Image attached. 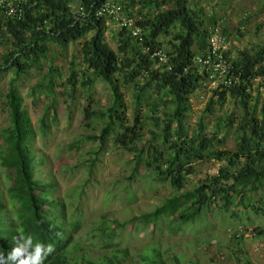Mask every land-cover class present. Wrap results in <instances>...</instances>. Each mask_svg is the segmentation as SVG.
Returning a JSON list of instances; mask_svg holds the SVG:
<instances>
[{
  "label": "trees",
  "instance_id": "1",
  "mask_svg": "<svg viewBox=\"0 0 264 264\" xmlns=\"http://www.w3.org/2000/svg\"><path fill=\"white\" fill-rule=\"evenodd\" d=\"M105 1L82 0L85 14L81 17L77 14L76 0H28L23 21L0 19V48L7 50L4 55L0 52V77L15 73L5 96L10 127L0 133L4 144L0 167L14 179L5 194L0 192V252L5 257L15 247V238L30 233L35 241L53 246L44 264H182L179 258L168 259L157 249L136 255L115 242L116 228L126 229L132 223L157 225L170 217L180 226H186L199 221L213 200H222L228 210L239 196L245 200L248 193L264 190V102L252 95L256 80L264 81V47L255 53L239 52L230 59L239 83L234 88L214 89L209 101V111L217 103L224 106L228 95L238 102L241 115L236 120L237 144L234 150L228 151L222 131L236 124L234 118L221 120L212 134H207L202 124L190 131L185 121L192 96L209 83L208 74L194 66L210 46L211 31L202 12L191 7V0H140L138 3L131 0V6L126 2V14L131 18L132 9L141 6L139 13L143 20L138 25L144 30V42H137L129 30L119 29L118 51H115L106 42L108 21L96 17ZM146 10L148 17L144 15ZM215 23L212 18L213 28ZM175 28L179 31L167 52L172 66L169 71L165 65L158 67L144 48L163 50L161 36L171 35ZM52 42L64 50L80 43V69L74 65L66 77L52 62L48 71H43ZM30 70L42 74L35 89L46 91L52 98L48 112L56 104V89L63 85L60 82L64 78L72 93L80 86L91 91L99 80L107 84L112 101L107 108L94 111L104 127L100 136L93 139L105 144L118 133L116 144L134 154L137 166L144 164L143 168L156 182L170 185L176 192L152 213L126 223L115 221L114 229L99 227L95 239L91 240L93 246L107 242L103 245L107 252L99 257L76 239L75 233L81 230L82 222L67 223L66 204L53 196L55 184L44 183L36 177V157L31 148L34 128L24 109V98L17 90V83ZM123 88L135 90L137 117L131 125L126 123L129 108ZM151 91L163 96L147 97ZM47 114L41 119L43 133L47 131ZM90 114L86 109L85 117L90 118ZM148 122H155L161 128L162 133L156 138L162 144L153 146L146 154L139 152L136 140L140 136L137 128L142 129ZM213 161L223 164L219 174L206 179L194 191H186L195 166ZM7 199L19 206L16 218L7 208ZM260 236H264L262 231Z\"/></svg>",
  "mask_w": 264,
  "mask_h": 264
},
{
  "label": "rangeland",
  "instance_id": "2",
  "mask_svg": "<svg viewBox=\"0 0 264 264\" xmlns=\"http://www.w3.org/2000/svg\"><path fill=\"white\" fill-rule=\"evenodd\" d=\"M134 1L138 3L140 0ZM127 4L131 6V0H127ZM191 7L202 12L210 31L213 29L210 24L212 18L215 25L222 27L233 57L242 51L255 53L264 47V0H191ZM140 9L139 5L132 9V18L137 23L143 20ZM144 15L149 16L147 10ZM119 29L116 24L108 23L106 42L115 51H118ZM178 31L179 28H175L171 35L161 36L165 54ZM50 47L48 64H44L43 71L47 72L52 62L66 77L74 65L80 69V43L70 45L66 50L56 42H52ZM0 52L4 55L7 50L0 48ZM30 71L28 76L21 77L17 90L24 98V109L34 128L31 148L36 157V177L44 183L55 184L53 196L66 204L67 223L82 222L81 230L75 233L76 239L87 251L99 257L107 252L103 246L107 242L96 246L91 244L99 227L114 229L115 221L126 223L134 217L152 213L176 192L170 185L156 182L153 175L143 168L144 164L137 166L134 154L116 144L118 133L105 144L93 139L100 136L104 127L93 113L107 108L112 101L107 84L99 80L91 91L80 86L72 93L64 78L60 82L63 85L56 89V104L48 112L52 98L46 91L35 89L42 80V74ZM14 77V72L0 77V133L10 127L5 96ZM214 89L206 83L192 96L191 110L185 119L190 131L197 130L202 124L206 133L212 134L221 120L229 116L235 121L240 118L238 102L230 95L224 106L217 103L213 111H209ZM122 92L129 108L126 123L131 125L137 117L135 90L123 88ZM151 95L163 96L161 93L156 96V92L151 91L147 97ZM252 95L255 100L264 102V81L254 83ZM86 109L91 113L90 118L85 117ZM46 114L47 131L43 133L41 119ZM236 127L237 121L222 131L228 151L236 148ZM137 132L140 134L136 140L139 152L148 154L153 146L162 144L156 138L162 130L155 122H148L142 129L138 127ZM3 147L0 141V152ZM222 166L216 161L197 164L186 191H194L206 179L217 176ZM13 183L12 174L0 167V192L5 194ZM38 195L42 193L38 192ZM7 208L16 218L18 204L7 199ZM263 212L264 190L248 193L245 200L239 196L228 210L222 200L216 199L196 223L180 226L172 217L162 219L157 225L132 223L126 229L116 228L115 242H120L122 247L136 255L157 249L168 259L179 258L182 264H264V236H260L261 231L264 233ZM102 216L107 218L102 219Z\"/></svg>",
  "mask_w": 264,
  "mask_h": 264
},
{
  "label": "built area",
  "instance_id": "3",
  "mask_svg": "<svg viewBox=\"0 0 264 264\" xmlns=\"http://www.w3.org/2000/svg\"><path fill=\"white\" fill-rule=\"evenodd\" d=\"M28 0H0V19L5 22H21L25 18V5ZM79 5L77 14L84 16L85 10L82 0H76ZM127 0H106L98 10L96 17L104 18L108 23H114L120 29L129 30L137 42L143 44L144 30L138 26L137 20L126 14ZM209 50L200 55L194 62V66L208 74L209 84L213 88H234L239 83V77L233 74L230 59L229 43L220 25L211 30ZM144 52L157 62L158 67L167 66L172 71L170 59L163 50L152 51L145 47ZM258 81V80H256Z\"/></svg>",
  "mask_w": 264,
  "mask_h": 264
},
{
  "label": "clouds",
  "instance_id": "4",
  "mask_svg": "<svg viewBox=\"0 0 264 264\" xmlns=\"http://www.w3.org/2000/svg\"><path fill=\"white\" fill-rule=\"evenodd\" d=\"M14 244L6 257L0 252V264H44L54 250L51 244L35 241L30 233L15 238Z\"/></svg>",
  "mask_w": 264,
  "mask_h": 264
}]
</instances>
